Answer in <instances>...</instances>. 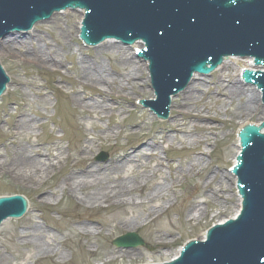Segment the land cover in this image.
I'll list each match as a JSON object with an SVG mask.
<instances>
[{
  "label": "bare ground",
  "instance_id": "obj_1",
  "mask_svg": "<svg viewBox=\"0 0 264 264\" xmlns=\"http://www.w3.org/2000/svg\"><path fill=\"white\" fill-rule=\"evenodd\" d=\"M79 14L81 19L82 14L80 12ZM57 23L58 20H55L54 25ZM35 31L36 29H33V34L28 35L27 38L25 37L26 40L36 41V43L32 44L35 51L32 57L29 55L30 58H28L26 54L24 61L30 59L32 62L50 68L53 73L58 74L59 69L63 67V63L54 54L55 50L53 51V49L47 47L46 42H44V46L40 47L38 45L37 40L42 41L43 39L35 36ZM8 36L10 35L3 39L4 41L7 40L6 42L0 41L4 49H8V45L16 46V42L20 45L19 48H22L24 41H20L17 35H13V38H8ZM9 41L12 42L8 44ZM58 46L64 57L72 52L71 47L66 44H59ZM99 47L98 53L112 55L114 57L113 63L120 70L117 75L109 74L97 55L80 57L76 62L73 61L69 69L75 74V78L71 77L67 94L71 101L74 122L78 126L80 125L82 129H84L81 122L83 118L96 121L106 118L111 120L114 112L124 113L128 111L127 105L130 104L129 98H127L128 90H132L137 86L144 89L146 84V80H141L140 83L134 81L138 69L140 71V67L137 66L138 62L134 58V52L142 47L141 44H134L132 53L129 52L127 47L114 40H106ZM58 53L56 54L58 55ZM251 64V59H237L235 57L225 59L215 70L217 82L207 86L203 92L201 89L204 88L203 83L205 80L203 77L194 74L185 89L175 97L176 99L171 100V120L167 121L164 131L158 134L161 137L151 138L152 141L148 142L144 139L147 135L145 123L134 124L133 126L138 127V129L128 131L127 135H139L136 148L129 149L124 146L122 151L113 154L111 160L103 165L92 164L89 155L94 150V145H101V142H103V145L110 147V142L117 140L123 133L122 131H116V126L119 124L115 120L104 128H97L92 122H89L90 129L95 131L92 137L84 131L78 144L70 148L68 153H65L60 141L49 143L32 141L30 136L34 135L35 129L43 128V123H38L33 117H28L24 111H19L15 117L16 121L9 129L8 144L4 146L3 154L0 151V171L4 172L5 169L15 165L11 172L15 178L39 187L47 183L50 178L57 176L58 174H55L61 170L55 188L49 191L48 194L43 192L41 202L56 205L59 202L55 195L56 192L59 193V197L67 199L71 205V210H73L72 212L75 213L71 219V225L80 237L86 239L84 243L78 242L80 252L83 254L93 251L90 248L89 241L92 236L99 235L104 229L114 232L124 230L126 233H135L137 230H144L153 226L157 236L155 242L163 248L164 245L172 243L170 238L175 224L169 222L165 226L160 219L177 201L175 191L180 186V179L195 177L199 182L198 189L200 191L190 201L185 200L186 220L196 222L203 218L205 210L202 211L199 205H195L191 201L196 198L213 199L215 201H217V198L220 199L223 195V191L221 193L219 190L220 187L218 190L211 188L217 177L219 183H225L226 181L232 184L235 183L234 177L224 173L223 169L212 171L205 163L204 158L206 156L210 157L212 150L210 149L205 154L199 145L201 142L209 144L208 135L203 133L202 129H209L206 126V121L209 118L206 116L210 110L192 111L195 103L199 102L194 97L198 92L202 93L201 96L206 94L215 95L228 99V107L234 99H238V106L231 112L230 122L238 119L240 112H242L241 117H243L255 115L262 110L263 115V108L258 106L259 91L255 87L243 85L240 79L239 73L241 70L255 69ZM142 66L145 70L146 64L143 63ZM143 69L139 73V79ZM231 70L234 71L235 76L233 75L231 80L225 81L223 75ZM124 80L129 83V86L123 82ZM17 85L29 86L37 91V96L42 97L43 95L34 81H17ZM80 87L83 95L79 91ZM85 91H90V93L86 96ZM122 99H126L125 102H121ZM121 103L124 104L121 105ZM222 109L224 108L222 107ZM224 111L227 113L228 110ZM203 113L206 115H203ZM33 116L34 118H41L38 114ZM239 119L236 120L237 125L248 121L247 119ZM261 120L263 119L255 124H258ZM195 129L200 132L196 134ZM171 135H173V140L178 139L181 146L184 143L194 146L189 149L188 160L178 166H175L171 160L164 164L158 154L159 147L162 144L166 145L165 150L172 148V144L169 142ZM234 147V152L232 148L228 151L232 165L240 150L238 142ZM7 155H9L10 162L8 165H4ZM152 162L154 164L151 165ZM163 168H168L167 175L163 174ZM159 174L161 175L160 182L156 183L155 180ZM223 190L229 192L230 188L226 185ZM215 194H217V198L212 196ZM232 198L233 196L228 195L224 202ZM158 202L162 203L158 204ZM235 203L236 215L240 208L238 197ZM131 208L143 211L130 214L128 210ZM101 211L109 212L112 215L104 221H95L93 216ZM5 223L0 227V235L3 228L5 233H9V230L12 231L11 227H4ZM199 240L203 241L204 237L202 236ZM9 243H11L10 251L17 254L18 248L14 244L25 247L23 250L26 253L29 252L25 257V261L32 259L33 264H62L70 256L68 255L69 251L58 252V244L54 242L53 237H50L49 230H45L43 225H31L20 232L19 237L13 232ZM179 250L172 258L178 256ZM119 252L129 257L133 256L132 252L122 250L118 253L110 252L109 256L113 257L112 260H114L115 257H120ZM17 257L20 259L21 255H17ZM11 260L14 261L15 259ZM2 261H4L3 254L0 255V262Z\"/></svg>",
  "mask_w": 264,
  "mask_h": 264
},
{
  "label": "rangeland",
  "instance_id": "obj_2",
  "mask_svg": "<svg viewBox=\"0 0 264 264\" xmlns=\"http://www.w3.org/2000/svg\"><path fill=\"white\" fill-rule=\"evenodd\" d=\"M55 20H58L56 25H54ZM79 21V13L68 11L66 14L62 13L53 15L49 21L38 23L34 26V29H36L34 32L35 36H39V38L43 39L42 41H39V39L37 40L38 45H40V47L44 46V42H46L47 47L53 49V51L55 50L54 54L63 63V67L59 69L60 71L58 74L53 73L50 68L42 67L36 62H32L30 59L24 61V56L26 54L28 58H30L29 55L32 57V54L35 52L32 44L36 43V41L26 40L25 38V40L22 39L24 43L21 49L17 42L15 44L16 46L8 45V49H4L0 43V64L10 78L7 93L0 98V151L2 154L4 146L8 144L9 129L16 121L15 117L19 111H24L28 117H33L36 122L43 123V128L35 129L34 135L30 136L32 141L45 143L60 141L65 149V153H68L70 148L75 147L78 144L84 131L92 137L95 131L90 129L89 122H92L97 128H104L108 124H112L114 120L119 125L121 124L120 126H116V131H122L123 133L117 140L110 142V147L103 145V142H101V145H94V150L89 156L90 162L95 165L106 164L111 160L113 154L122 151L124 146L129 149L136 148V145L139 142V135H127L128 131H135L138 129V127L133 126L134 124L145 123V132L147 135L144 139L149 142L151 138H160L161 136H158V134L164 131L165 126H167V121L171 120V106L169 118L166 121H158L148 109H144L137 104L140 99L155 97L152 87L149 84L150 79L147 72V66L144 70L142 66L143 61L136 59L134 55L135 60L138 62L137 66L140 67V71L143 69L140 79V71L138 69L134 81L140 83L139 81L146 80V84L144 89L137 86L132 90H128L127 98H129L130 102V104L127 105L128 111L124 113H118V111L114 112L111 120L106 118L101 121H96L83 118L81 119V122L84 125V129L74 122L71 101L67 94L70 88L71 77L75 78V74L69 69L73 61L76 62L80 57L97 55L99 61L109 74L117 75V72L120 70V68L113 63L114 57L112 55L98 53L99 46L103 43L94 48H86L79 41L77 37ZM30 32H28V35L33 34V32ZM13 35H17V33H12L8 38H13ZM6 41L7 40H3V42ZM11 42L12 41H9L8 44ZM59 44L68 45L71 47L72 52L66 57L62 56L60 47L58 46ZM128 50L132 53V47H129ZM57 52L60 54L58 53L57 55ZM233 75L235 76V73L232 70L229 73H225L223 75L224 80H231ZM203 78L205 81L203 83L204 88L201 89L202 92L206 90L207 86L213 85V83H216L218 80L216 72L213 73L212 76ZM17 81L36 82L39 86L38 88L43 93L42 97L37 96V91L29 86L17 85ZM123 82L129 86L127 81L124 80ZM79 91L81 94L83 93L81 87L79 88ZM88 93H90V91H85L84 94L87 96ZM201 94V92H198L196 97H194L198 99L199 102L195 103L192 111L201 112V110H210L209 114L206 116L209 118L206 121V126H208L209 129H202V132L208 135L207 139L209 140V144L201 142L199 145L205 154L208 153L210 149L212 150L210 157L206 156L204 158L205 163L212 171L223 169L224 173L232 176L229 174V169L232 164L228 151L231 150L230 148H232L233 152L235 151L234 146L237 142L236 129L238 126L236 120H240L239 118L247 119V123L255 124L260 119L264 118V107L259 100L258 106L263 108V115L262 110L258 111L255 115H247L243 117H241L242 112H240L238 114V119L230 122V116H232L231 112H233L238 106V99H234L230 107H228V99L217 97L215 95L211 96L209 94L201 96ZM174 98H172V100ZM125 100L126 99H122L121 102H125ZM123 104L124 103H121V105ZM222 107L224 109H222ZM224 110H228L227 113H225ZM34 114H38L41 118H34ZM203 115L206 114L203 113ZM199 132V130L195 131L196 134ZM223 134L226 135L223 137ZM172 136L173 135L169 138L172 148L165 150L166 145L162 144L159 147L158 154L164 164L171 160L175 166H178L180 163L188 160L189 149L194 146L185 143L181 146L178 139L173 140ZM101 152L107 155L106 161L98 160ZM9 162V155H7L4 165H8ZM152 164L154 163L152 162L151 165ZM14 167L15 165H12L10 168L5 169L4 172L0 171V197L5 195L11 196L18 192L19 195L24 196L27 199L29 209L21 219H9L5 221L6 223L4 222V227H11L12 231L16 233V236L19 237L20 232H23L31 225H43L45 230H49L50 237H53L54 242L58 244V252L69 251V259L62 264H135L167 262L185 242L190 239H200L208 227L235 215V202L237 200L235 183L232 184L229 181L219 183L217 177L216 180L213 181L211 188L218 190L220 187L219 190L221 193L223 191V195H221L220 199L217 198V194L212 195L217 198V201L204 198H196L192 200L191 203L199 205L202 211L205 210V215L199 222L187 221L185 208L186 201H190L200 190L198 189L199 182L197 178L185 177L180 179L181 181L179 180L180 186L177 187V190L175 191L177 201L172 208L168 209L165 214L161 216L160 219L165 226H167L169 222L175 224L170 238L172 239V243L164 245L163 248L157 245L155 242L157 238L155 228L150 226L147 229L136 231L137 235L144 241V247H136L129 250L118 249L114 247L111 242L114 238L126 234V231L117 230L114 232L112 230L104 229L99 235L91 237L89 242L90 248L93 251L83 254L80 252L78 242L84 243L86 239L80 237L71 225V219L75 213L72 212L73 210H71V205L67 199L59 197V193L56 192L55 195L57 200H59L56 205L53 203L41 202L42 193L45 192V194H48L49 191L55 188L58 176L61 175V173L59 174L61 170L55 174H58L57 176L50 178L47 183L37 187V185L22 182V180L15 178L11 173ZM167 173L168 168H163V174L167 175ZM160 178L161 175L159 174L155 182L159 183ZM226 185L230 188L229 192L223 190ZM228 195L233 196V198L224 202ZM161 203L162 202H158V204ZM142 211L143 210L141 209L134 208L128 210L130 214H137ZM111 215L112 214L109 212L101 211L96 213L93 218L95 221H104L111 217ZM12 231L10 232L9 230V233H5L4 228L1 231L0 255H4V261L0 262V264H33L32 259L25 261L26 255L29 254V252L26 253V251L23 250L25 247L14 244V246L18 248V254L10 251L11 243H9V239L12 236ZM120 250L132 252L133 256L129 257L119 252L118 255H120V257L117 256L112 260L113 257L109 256L110 252L118 253ZM17 255H21V258L18 259ZM11 259L15 260L12 261Z\"/></svg>",
  "mask_w": 264,
  "mask_h": 264
},
{
  "label": "water",
  "instance_id": "obj_3",
  "mask_svg": "<svg viewBox=\"0 0 264 264\" xmlns=\"http://www.w3.org/2000/svg\"><path fill=\"white\" fill-rule=\"evenodd\" d=\"M67 9L83 11L79 38L87 46L106 39L143 43L137 56L148 62L157 100L141 103L162 119L168 117L170 97L182 91L194 73L207 75L228 57L252 59L261 69L244 70L242 79L261 91L264 104V0H0V40ZM17 37L29 36L20 32ZM8 82L0 65V96ZM246 124L238 125L236 132ZM238 138L240 153L231 173L241 198L239 214L208 227L204 241L187 243L163 264H264V121L244 126ZM26 206L21 196L0 197V224L20 218ZM113 244L143 245L134 234Z\"/></svg>",
  "mask_w": 264,
  "mask_h": 264
}]
</instances>
